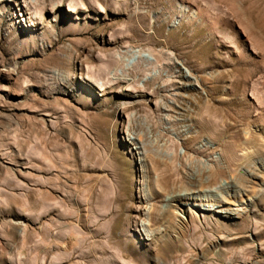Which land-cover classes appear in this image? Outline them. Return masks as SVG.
Instances as JSON below:
<instances>
[{
	"label": "rangeland",
	"instance_id": "rangeland-1",
	"mask_svg": "<svg viewBox=\"0 0 264 264\" xmlns=\"http://www.w3.org/2000/svg\"><path fill=\"white\" fill-rule=\"evenodd\" d=\"M0 264H264V0H0Z\"/></svg>",
	"mask_w": 264,
	"mask_h": 264
},
{
	"label": "bare ground",
	"instance_id": "bare-ground-1",
	"mask_svg": "<svg viewBox=\"0 0 264 264\" xmlns=\"http://www.w3.org/2000/svg\"><path fill=\"white\" fill-rule=\"evenodd\" d=\"M73 2V1H72ZM69 3L68 4V6H69V8L67 9V12L68 13H76L79 9L76 7V5L74 4V3ZM56 5H58V4H56ZM184 11L185 10H187V8L186 7H183L182 8Z\"/></svg>",
	"mask_w": 264,
	"mask_h": 264
}]
</instances>
